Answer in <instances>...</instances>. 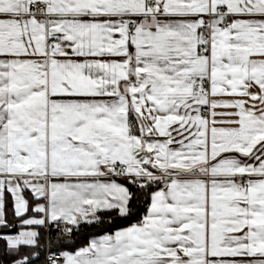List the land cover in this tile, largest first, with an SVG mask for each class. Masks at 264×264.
<instances>
[{"label":"snow or ice","instance_id":"6c2138e0","mask_svg":"<svg viewBox=\"0 0 264 264\" xmlns=\"http://www.w3.org/2000/svg\"><path fill=\"white\" fill-rule=\"evenodd\" d=\"M0 264H264V0H0Z\"/></svg>","mask_w":264,"mask_h":264},{"label":"trees","instance_id":"16d2710c","mask_svg":"<svg viewBox=\"0 0 264 264\" xmlns=\"http://www.w3.org/2000/svg\"><path fill=\"white\" fill-rule=\"evenodd\" d=\"M117 226H123V225H117ZM95 229H86L84 233H82V238L86 237L89 233L94 232Z\"/></svg>","mask_w":264,"mask_h":264}]
</instances>
